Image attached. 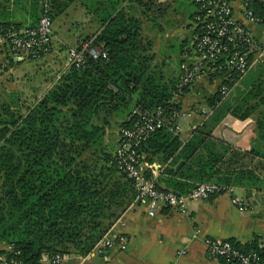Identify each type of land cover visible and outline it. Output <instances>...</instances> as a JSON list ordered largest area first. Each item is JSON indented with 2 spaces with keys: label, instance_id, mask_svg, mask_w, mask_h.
I'll list each match as a JSON object with an SVG mask.
<instances>
[{
  "label": "trees",
  "instance_id": "1",
  "mask_svg": "<svg viewBox=\"0 0 264 264\" xmlns=\"http://www.w3.org/2000/svg\"><path fill=\"white\" fill-rule=\"evenodd\" d=\"M73 1L44 0L42 4L52 20ZM77 1L94 14L98 24L81 42L92 38L105 58L84 56L79 66L67 65L22 111L20 105L12 109L8 103L0 104V242L10 245L6 261L39 264L44 255H63L68 248L87 254L135 196L131 180L115 166V150L110 153L103 144L110 118L123 114L120 129L132 126L137 111L156 107L164 114L178 111L180 99L193 82L180 85L181 72L164 76L153 63L152 41L143 35L139 20L126 13L128 8L119 7L128 1L148 11L150 2ZM193 2L195 14L200 2ZM244 2L254 16L264 20V2ZM38 17L29 27L36 25ZM11 28L18 26L0 25V34ZM7 61L13 63L9 55ZM220 97L217 88L207 98V106L213 108ZM246 99L241 97L229 109L233 116L242 119L248 114L243 110ZM135 150L148 164L152 157L164 164L162 173L171 177L166 180L168 189L176 193H186L199 182L233 184L237 180V174L227 170L236 152L199 129L182 143L177 134L160 127ZM227 153H231L229 158ZM230 242L241 252L264 257V247L255 240Z\"/></svg>",
  "mask_w": 264,
  "mask_h": 264
},
{
  "label": "crops",
  "instance_id": "2",
  "mask_svg": "<svg viewBox=\"0 0 264 264\" xmlns=\"http://www.w3.org/2000/svg\"><path fill=\"white\" fill-rule=\"evenodd\" d=\"M43 1L0 0V25H33ZM142 1L150 2L148 11L128 1H122L119 7L128 8L126 13L139 20L143 35L152 41L153 63L161 68L164 76H178L181 72L180 63L191 59L194 0ZM229 3L234 20L246 26L253 37L263 44L264 25L248 22L244 18V0H229ZM188 5L191 9L186 12ZM97 26L94 14L77 0L51 20L50 50L42 58L33 60L38 63L34 69L41 78V84H36L40 86L38 96L69 65L67 50L76 47L84 36L94 33ZM174 40H179L175 55L178 58L177 67L170 70L161 60L159 51L170 46ZM8 55L4 43L0 41V73L3 70L0 78L13 69V64L20 66L22 63V60L10 56L13 63L9 64ZM156 56L158 62L154 60ZM220 81L218 76L202 74L191 83L179 101L180 116L176 134L183 143L194 130L199 129L209 132L211 138L227 144L236 152L234 163L227 168L229 172L237 174L236 183L212 182L233 188V193L242 198L244 206L233 204L230 196L222 192L211 194L204 200L189 201L183 211L160 207L149 215L146 202L136 200L133 196L102 235H123L127 240L125 250L108 249L98 253L92 248L87 254L81 255L68 248L60 264H169L172 261L178 264H227L208 254L202 243L203 237L239 244L255 240L259 247H264V66L250 68L231 86L226 96L220 97L213 108L209 107L207 98L215 93ZM255 86L258 96L253 90ZM248 92L253 95L246 96ZM241 97L247 98L243 110H247L248 114L239 119L229 109ZM121 120L123 114L113 117L116 122L113 130L116 133L114 150L118 144V123ZM230 154L227 153L226 158ZM146 164L150 166L157 186L168 189L166 180L171 177L162 173L164 164H160L156 157ZM179 249H184L185 253L176 256ZM9 250V244L0 242V264L7 262L5 254ZM259 264H264V257Z\"/></svg>",
  "mask_w": 264,
  "mask_h": 264
},
{
  "label": "built area",
  "instance_id": "3",
  "mask_svg": "<svg viewBox=\"0 0 264 264\" xmlns=\"http://www.w3.org/2000/svg\"><path fill=\"white\" fill-rule=\"evenodd\" d=\"M200 2L197 12L192 17L198 33L193 35L191 49L192 59L180 64V85L194 81L202 74L215 73L220 78L218 92L226 96L231 86L255 65L264 66V43H259L250 30L234 20L229 0H195ZM264 2V0H259ZM244 2L243 16L251 23L264 25V20L252 14ZM47 6L42 4V11L34 27H18L6 30L0 34V41L14 59L38 60L50 50L51 19ZM69 64L79 66L83 58H105V53L88 38L78 46L67 50ZM219 61H218V60ZM216 64H213L214 61ZM138 118L129 128L118 130V144L113 158L116 168L130 179L135 190V199L146 202L147 213L152 215L160 207L185 209L187 202L204 200L214 193H226L233 204L242 207L244 202L240 196L233 193V188L213 182H199L186 193H176L168 189H160L152 174L150 166L142 160L143 156L135 150L136 145L152 131L164 127L168 131L177 132L179 111L164 114L162 108L152 111H137ZM202 243L208 254L215 258L235 260L237 264H259L260 258L255 252H241L228 240L203 237ZM127 240L121 234L102 237L96 242L93 250L100 253L103 250L126 249ZM184 249H179L176 256L183 255ZM64 256L58 253L44 255L39 264H60ZM5 264H25L16 259H9ZM169 264H178L172 261Z\"/></svg>",
  "mask_w": 264,
  "mask_h": 264
},
{
  "label": "rangeland",
  "instance_id": "4",
  "mask_svg": "<svg viewBox=\"0 0 264 264\" xmlns=\"http://www.w3.org/2000/svg\"><path fill=\"white\" fill-rule=\"evenodd\" d=\"M191 6L186 7V12L190 11ZM179 40L171 42L167 48H162L161 60H163L166 66L172 70L177 67V59L175 57L178 52ZM160 57V55L158 54ZM178 57V56H177ZM158 62V57L154 59ZM12 65V64H11ZM37 62L32 60H22L20 66L18 64L12 65V70L0 78V104L8 103L12 109H15L17 105L21 106V111L24 109L25 104H28L36 98L39 94L40 86L36 85L41 81L40 74L37 73L34 66H37ZM3 71V70H2ZM1 71V73H2ZM0 73V74H1ZM41 84V82H39ZM116 122L113 121V117L110 118L109 125L105 128V135L103 136V144L106 151L112 153L115 147L116 133L115 129ZM107 130V131H106ZM111 130V131H110ZM93 156L91 153L87 154ZM208 182H212L209 180Z\"/></svg>",
  "mask_w": 264,
  "mask_h": 264
}]
</instances>
